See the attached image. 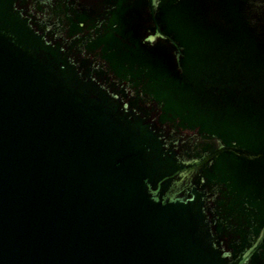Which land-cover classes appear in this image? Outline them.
Returning <instances> with one entry per match:
<instances>
[{
	"label": "water",
	"instance_id": "obj_1",
	"mask_svg": "<svg viewBox=\"0 0 264 264\" xmlns=\"http://www.w3.org/2000/svg\"><path fill=\"white\" fill-rule=\"evenodd\" d=\"M0 264H264V0H0Z\"/></svg>",
	"mask_w": 264,
	"mask_h": 264
}]
</instances>
